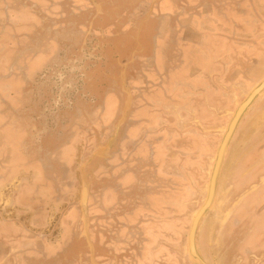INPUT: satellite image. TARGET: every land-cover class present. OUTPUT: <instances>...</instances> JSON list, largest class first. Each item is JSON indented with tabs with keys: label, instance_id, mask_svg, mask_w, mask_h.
<instances>
[{
	"label": "rangeland",
	"instance_id": "1",
	"mask_svg": "<svg viewBox=\"0 0 264 264\" xmlns=\"http://www.w3.org/2000/svg\"><path fill=\"white\" fill-rule=\"evenodd\" d=\"M164 1L0 0V264H195L189 232L218 149L264 80V26L237 38L232 61L168 65L150 38L182 14L159 15ZM196 245L207 264H264V92Z\"/></svg>",
	"mask_w": 264,
	"mask_h": 264
},
{
	"label": "crops",
	"instance_id": "2",
	"mask_svg": "<svg viewBox=\"0 0 264 264\" xmlns=\"http://www.w3.org/2000/svg\"><path fill=\"white\" fill-rule=\"evenodd\" d=\"M156 11L159 15L182 14L177 22L169 19L156 26V33L150 38L153 58L168 65L180 58L232 61L237 56V38L248 37L253 28L264 26V0H165L156 6ZM154 25L146 29L145 39ZM181 46H185L184 58L179 54ZM191 77L189 84L198 86L200 71L196 70ZM197 90L199 87L191 91Z\"/></svg>",
	"mask_w": 264,
	"mask_h": 264
},
{
	"label": "water",
	"instance_id": "3",
	"mask_svg": "<svg viewBox=\"0 0 264 264\" xmlns=\"http://www.w3.org/2000/svg\"><path fill=\"white\" fill-rule=\"evenodd\" d=\"M125 74V72H124ZM124 91L129 96V102L127 106V110L129 108V103L131 102L130 98V92L127 87L126 82L123 84ZM264 92V80L248 95L247 99L237 108L233 119L231 120L227 132L220 144V147L217 152L216 161L214 164V168L211 174V179L209 182V188H208V195L205 203L203 206L198 210L196 213L192 225L189 232V239H188V248H189V254L192 262L195 264H207L205 260L201 257L197 245H196V236H197V230L199 227V224L201 222V219L205 216V214L212 208L213 203L215 201L216 197V191H217V185L219 176L221 173L222 165L224 162V158L226 155V152L228 150L229 144L234 136V133L246 113L247 109L253 104V102ZM127 111L123 114V120L126 118ZM123 125V122L119 123L116 127L115 134L117 135L121 126ZM88 200H89V183L84 180L83 181V189H82V196H81V211H82V221L84 224V235L87 239V242L91 249V260L94 262V247L90 239L89 235V215H88Z\"/></svg>",
	"mask_w": 264,
	"mask_h": 264
}]
</instances>
